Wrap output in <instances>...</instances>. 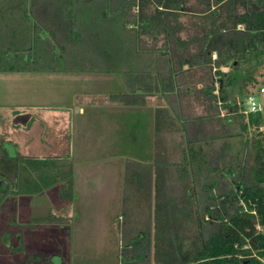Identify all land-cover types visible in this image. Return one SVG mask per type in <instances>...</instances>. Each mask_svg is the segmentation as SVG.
Segmentation results:
<instances>
[{
	"label": "trees",
	"instance_id": "16d2710c",
	"mask_svg": "<svg viewBox=\"0 0 264 264\" xmlns=\"http://www.w3.org/2000/svg\"><path fill=\"white\" fill-rule=\"evenodd\" d=\"M28 1L0 0V26L10 28L0 32V71L86 67L121 74L125 104L167 98L156 117L170 143L152 163L127 165L119 264H264V131L250 145L246 124L235 121L245 116L221 117L218 104L235 109L264 74V0H196L198 8L188 0H71L70 18L54 23L30 16ZM184 14L192 17L188 38ZM106 24L119 36L98 46L89 36ZM250 121L262 125L264 116ZM4 153L13 194L61 183V197L73 199L71 161Z\"/></svg>",
	"mask_w": 264,
	"mask_h": 264
},
{
	"label": "rangeland",
	"instance_id": "374dc122",
	"mask_svg": "<svg viewBox=\"0 0 264 264\" xmlns=\"http://www.w3.org/2000/svg\"><path fill=\"white\" fill-rule=\"evenodd\" d=\"M195 3L196 0H188V5L198 8ZM180 19L187 29L183 37L188 38L192 17L184 14ZM228 69L224 67V70ZM261 72L264 73V66ZM107 77L70 82L69 79L68 82L53 84L44 82L39 89L38 84L17 77L10 81L0 75V149L15 156L21 146L18 141L34 135V146L37 145L38 152L47 158L53 156L50 145L59 139L66 144V151L59 152H66L63 158H69L73 164L72 200L61 197V183L36 194H16L14 204L8 198L3 199L8 205L0 207V264H119L124 241L122 225L125 223L123 197L116 183L121 176L119 165L126 161L128 154L137 153L134 145L138 146L140 140L148 142V126L151 124L148 113L151 110L133 107L140 135L134 133L133 127L128 145L124 140L126 135L116 131L117 145L123 149L105 148V133L109 130L103 129V121L108 120L103 113L112 107L106 94L125 91L124 83L117 74H108ZM263 78L264 74L259 76L257 84H264ZM42 90L44 95L40 94ZM84 93L91 95L93 100L77 107L76 102ZM17 108L40 111L33 132L26 133L24 127L10 130V119L15 120L13 113ZM52 112L64 114L53 118L50 116ZM129 121L132 123L131 119ZM235 121L246 124L247 143L251 145L261 128L250 118L237 117ZM222 123L221 119L216 126L220 127ZM57 128L62 130L59 134H56ZM10 136L13 141L9 140ZM4 174L8 175L11 185L14 170L5 162H0V195L7 186ZM141 207L143 212L139 216L144 220L149 212L145 205ZM43 217H50L51 222H39ZM7 221L16 222L9 230L21 236L20 246L17 240L5 243L10 238ZM153 223L154 220L151 221Z\"/></svg>",
	"mask_w": 264,
	"mask_h": 264
},
{
	"label": "crops",
	"instance_id": "0c3cea01",
	"mask_svg": "<svg viewBox=\"0 0 264 264\" xmlns=\"http://www.w3.org/2000/svg\"><path fill=\"white\" fill-rule=\"evenodd\" d=\"M28 4H29V7H31V8L28 7V11L34 12V14H29V13L28 14L30 16L32 15L33 18L37 19L41 23L44 21L45 17H47L48 20L52 19L53 23L55 22L54 16H55L56 20H57L58 15L61 17V19H63V18L69 19L70 18V17H66L67 16L66 12H67L70 4H72L71 0H46V1L30 0V1H28ZM87 20H88V18L85 19V21H87ZM104 27L105 28H103V30L94 31V32H92V35L89 36V38L98 39V41H99L98 46L102 45V42H107L106 37L116 38L119 36V32H118V29H116V26L106 24V25H104ZM18 28L20 29L21 27H18ZM7 31H10V28L8 26H6V27L0 26V32L4 33ZM45 34L49 35L50 32L45 31ZM105 38H106V40H105ZM117 47H119V44L117 45ZM70 68H72L73 70H71V69H68V70H48V69L43 70V69H37L36 68V69H30V70H24V71H0V75H3L4 78H6L7 80L9 78L10 81L14 80L13 78L17 77L19 80L29 81V82H31V84H38L39 85L38 88L41 89V87H42L41 85L44 84V82H49V83L53 84L54 82H57V81L68 82L69 79H70L69 82L71 80H74V79H76V80L80 79V80L85 81V80H89V78H91V77L92 78H95V77L102 78V77H107L108 74H117V73L95 72L91 68H86V67L83 69H79V70H74V68L72 66H70ZM13 75H16V76H13ZM117 75L123 81L124 86H125V89H124L125 91H123L122 93L106 94V96L109 98V102L112 104L111 105L112 107H110L111 108L110 110L103 113V117L105 119H108L106 121H103V124L105 126V128H103V129H106V131L109 130V132L105 133L107 135L105 142H104L105 148L108 147L109 149L110 148H112V149L113 148L123 149V148L119 147L120 145H117V141L115 139L116 131L121 132L122 135L123 134L126 135L127 139L124 138V140H125V143H127L128 145H130V141H131L132 136H133V131H132L133 127H135L133 129L134 133L140 135V130H139V128H137L138 120L134 119V117H135L134 112L135 111H134L133 107H137V106L140 107L141 106V107H143L142 109L144 111L145 110H151V113H150V111L148 113L149 116L151 117V124L148 126V128H149L148 142L145 140L144 142L146 143V145H143L144 142H142V140H140L138 143V146L134 145V150H136L137 153L128 154L126 156L127 157L126 161L125 162L123 161L119 165L120 166L119 172L121 173V176L119 179H117L116 183H117V187L120 189V191H119L120 195H122V197L124 199V196H125L124 192H125V190H127L125 183L128 181L127 174H126L127 165H129L130 163L131 164L137 163V164H133V165L143 166V165H148V164L152 163L156 149L160 145H161L160 146L161 148H167V143H170V138H172V136H171V133L169 135V130L167 132V122L165 121V119L163 122H160V124H159L157 122V117H156V108L167 107V98H163L162 100L159 101V97L156 94H146V95H144V98L140 100L139 103L125 104L124 101L119 100V96L124 95L127 92L126 84H125V81L122 78L121 74L118 73ZM106 79H109V78L107 77ZM138 92H140V91H138ZM40 94L44 95L43 90L41 91ZM91 97H92L91 95H88L86 93H84V95H81V99H78V101L76 102L77 107H80L86 103L92 102L93 99ZM40 102H42V101H40ZM127 107H132V108H127ZM199 109H200V111H198ZM191 110H194V112L197 115L203 114L202 113L203 109L196 106V104H195V107ZM38 112H40V111H37V110L32 111L31 109H30V111H27L26 108H21V109L17 108L16 110H14V113H13L15 120L13 121V119H10V124H9V126L11 127L10 130L16 131V130H20L22 127H24L26 130V133L33 132L34 127L37 123L36 121L38 119ZM84 112H85V110H84ZM55 113H57V114H55ZM107 113H109V114H107ZM62 114H64V113L52 112L50 114V116L53 118H56L58 115L62 116ZM104 114H107V115L105 116ZM10 117H12V116H10ZM41 117L44 119V116L41 115ZM3 119H5V118H3ZM129 119L132 120V123L129 121ZM158 128H160V129L158 130ZM61 131H62L61 129L57 128L56 134H59V132H61ZM157 133H159L160 136H158ZM167 135L169 136L168 138H167ZM179 139H181V138H179ZM9 140L13 141L11 136L9 137ZM33 142H34V135H32L31 137H27L25 139H22L21 142L18 141V144L21 143V146L18 149V154L15 155L16 159L17 158L22 159V158H28V157H30V158H41V159L46 158L38 152V149H37L38 147H37V145L34 146ZM65 145L66 144H64V141H60L59 139H57V142H53V144L50 145V148L53 151V152H51L53 156L47 157V158H54V157L55 158H63L64 157L63 155L66 154V152L60 153L59 151L60 150L66 151L64 149ZM4 154L5 153L0 149V156L4 155ZM66 159H68L70 161L69 158H66ZM136 176H138V175H136ZM3 177L8 182H10L7 174H4ZM133 181L138 182L139 180L133 179ZM10 186L12 187V185H10ZM10 186H8V188L6 189L7 191L11 190ZM127 192H129V191H127ZM133 192H135V190H133L132 193H130V194H133ZM154 195H155V188L153 186L152 187L153 198H154ZM6 206H7L6 204L3 205V207H6ZM7 222H9V221H7ZM7 233H6V235L8 236ZM14 238H17V237L14 236Z\"/></svg>",
	"mask_w": 264,
	"mask_h": 264
},
{
	"label": "built area",
	"instance_id": "2783aa9c",
	"mask_svg": "<svg viewBox=\"0 0 264 264\" xmlns=\"http://www.w3.org/2000/svg\"><path fill=\"white\" fill-rule=\"evenodd\" d=\"M219 104V115L221 117H227L233 114H242L245 119H249L251 114H261L264 116V84L258 85L251 92L244 95L242 99L238 101L237 107L235 109H227L221 101ZM264 131V124L259 125ZM261 229V226H258Z\"/></svg>",
	"mask_w": 264,
	"mask_h": 264
},
{
	"label": "flooded vegetation",
	"instance_id": "af4514ba",
	"mask_svg": "<svg viewBox=\"0 0 264 264\" xmlns=\"http://www.w3.org/2000/svg\"><path fill=\"white\" fill-rule=\"evenodd\" d=\"M9 183V182H8ZM12 185V184H11ZM8 188V185L6 186ZM7 199L8 198V201L9 200H12L13 201V204L15 203V199H16V195L13 194V187L11 188L10 191H7L6 189L4 191H2V195H0V200L2 199V203L0 204V207L3 206L5 204V202L3 201V199ZM8 205V204H7ZM14 207V205H13ZM14 209V208H13ZM55 221V220H54ZM41 222V221H39ZM51 222V221H50ZM10 225H7V231L9 232V240L6 241L5 243H9L11 244L14 240H17L18 243H19V246L21 245V236L18 234V232H13L12 230H9V228L11 226H13L16 222L15 221H10L8 222ZM7 224V223H6ZM14 236H16L17 238H14Z\"/></svg>",
	"mask_w": 264,
	"mask_h": 264
}]
</instances>
